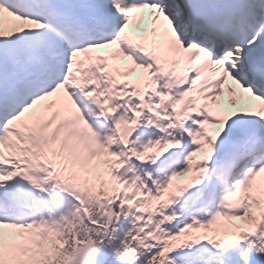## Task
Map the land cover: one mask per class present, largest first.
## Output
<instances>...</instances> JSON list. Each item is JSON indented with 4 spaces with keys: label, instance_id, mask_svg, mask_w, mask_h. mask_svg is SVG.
Returning <instances> with one entry per match:
<instances>
[{
    "label": "snow or ice",
    "instance_id": "6c2138e0",
    "mask_svg": "<svg viewBox=\"0 0 264 264\" xmlns=\"http://www.w3.org/2000/svg\"><path fill=\"white\" fill-rule=\"evenodd\" d=\"M0 264H264V0H0Z\"/></svg>",
    "mask_w": 264,
    "mask_h": 264
}]
</instances>
